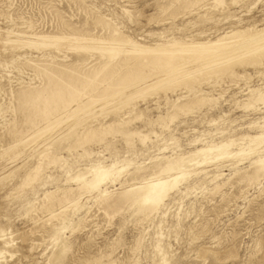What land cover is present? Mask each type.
<instances>
[{
  "label": "rangeland",
  "instance_id": "1",
  "mask_svg": "<svg viewBox=\"0 0 264 264\" xmlns=\"http://www.w3.org/2000/svg\"><path fill=\"white\" fill-rule=\"evenodd\" d=\"M71 1L0 0V61L11 63L13 54L17 52L12 50V44L5 43L7 41L5 40L7 39V30H13L12 34H17L16 37L29 36L28 38L31 37L30 35L33 32L38 31L65 32L74 34L77 37L85 35L105 37L106 29L102 24L96 22V15L105 16L108 22L113 26H117L129 38L138 39L140 43L148 46H153L156 43L171 44L180 39L189 41L195 37L203 41L207 38H215V34H222L232 28H247L255 25L260 28L264 24V0H239L236 3L225 0L226 4L224 6H215L214 0H203L200 5L201 8L202 5L204 6L202 9L194 6L176 10L173 7L166 11H163L162 7L169 5L172 0H80L82 3L78 0ZM230 2L231 4H229ZM68 25L72 27H68ZM20 31H26L27 34H19ZM59 49L61 54H58L56 50L53 53L59 56V62L68 65L81 62L82 60L77 61L80 57L85 59L86 62H90L91 65L93 63L99 64L107 59L98 50L92 49L88 52L82 49L74 50L68 47V43L61 44ZM25 50L32 52L29 48ZM41 51L46 52L49 49L41 48ZM33 54H39V52L33 50ZM123 55L122 52L116 55V60ZM242 60L235 61L232 65L234 64L236 67ZM18 66H20L19 69L15 66L8 67V69L0 67V77L2 74L4 75V78H0L2 80L1 84H3V88L1 87L0 90V234L3 233L2 230L6 231L3 233L5 236L0 237V246L3 245V237L10 238L9 240L12 241V252L6 253V259L3 263L49 264V255L56 248V242L52 239V234L55 233L58 226H54L53 222L60 223V221H50L52 223H48L50 226L47 224V227H41L40 223L48 218V213L42 210L33 212L31 206L35 202L38 203L37 206L43 204L44 194L47 191H54V189L56 191L58 188L64 189L69 186L77 187L75 182L66 184L65 171L76 170L82 165L86 166L85 164L89 163L90 159L81 156L84 151L82 148H80L81 150L71 151L68 149L73 134L64 130L69 123L57 128L58 131L54 132L47 142L52 138L55 140L43 148H38L33 156L27 153L25 156L21 154L18 158L13 157L10 149L12 140L6 135L5 129L10 122L18 117V114L13 110L14 106L17 107V103L12 98L10 88L13 86H15L13 89L18 88L19 85L16 84L17 80L15 79L17 77V79L22 78L29 82L32 80L31 83L34 86L43 84L45 81L43 76L37 77L29 66L22 64ZM21 67L23 71L20 70ZM238 68V73L248 72L252 75V78L236 79L234 76L230 75V77L227 74L197 73L194 76V84L190 85L193 88L185 85L184 82L186 81L173 84L167 88H158L134 99L133 103L124 107L121 112L120 110L112 112L106 110L107 112H105V110H102L103 105L97 104L96 114L88 118L86 122H110V120H115L116 116L130 112V119L135 118L134 123L132 122L131 125H126V127L123 126V128H127L126 131L130 129V131H135L138 127L143 134H149L150 139L144 144L139 141L138 135H132V140L128 144L126 137L116 132V135H108V139L112 143L110 147L112 151L96 143H90L86 148L88 150L91 148V151L94 150V152L101 151L100 154L107 157L108 160L113 159L115 157L113 154L117 153L120 156L119 159L125 158L127 162H131L129 165V172H131L135 170L138 164L144 161L147 164L151 162L150 160L153 157L184 152L192 149L195 145L202 146L201 143L206 140L220 141L223 138H237L244 134L258 133L261 128L259 124L257 126L256 124L253 125V122L263 120L264 103L258 104L256 108L244 109L241 102L248 96L249 93L247 92L250 88L264 86V66L250 65L249 68H246L247 70H243L241 67ZM9 77L13 79L12 86L9 85ZM62 81H65V79H62ZM204 93L209 96L211 94L210 97L213 98L217 97L213 100L215 103L206 101L200 104L201 107L198 105L197 110H194L195 112L181 114L174 123H170L168 129H163L162 126L153 121L159 114L172 110L174 103L181 101L183 98L182 101ZM115 101L110 102L109 106L113 105ZM100 107L101 109H99ZM136 115L142 117L136 118ZM86 122H83V124ZM148 122L150 125L147 124ZM154 131L158 136L154 135ZM204 133L206 135H203ZM135 136L138 138H134ZM165 141L168 144L163 146ZM40 152H50L51 156H62L67 163L62 160L61 164L59 162L55 165L54 163L48 164L46 160L47 163L44 165L46 170L44 169L39 176L41 179L37 178V181L35 180L32 185H22L27 172L38 164ZM77 162L80 163L76 164ZM238 168L242 171L251 170L250 158H245L241 163L233 158L214 161L197 168L193 171L190 180L188 179L187 182L182 183L166 199V205L162 206L150 218H145L144 221V215L141 213V215L133 212L127 213L131 212L127 204L121 203L119 206L114 205L105 208L103 203L102 206L101 202L97 201L96 192H93L91 196L85 194L82 200L84 208H87L73 211L75 216L72 215L70 218L74 217L73 219L77 220L79 214L78 216L85 217L88 220L84 219V223L82 222L80 226L76 225L73 229H68V232L65 231L64 236L68 244H72L70 245L72 250H69L68 256V258H71L67 259L65 263L55 264H67L68 261L71 264L76 261L75 264H82L88 258L87 261L90 264H107L109 263L108 259L114 261L113 264H153L156 255L155 246L158 240L163 242L165 248L168 249V264L170 262V264H264V179L257 180L255 174L251 173L253 170H251L249 172L250 176L247 175L248 179L245 177V179L240 180L237 174H234ZM129 172L125 171L126 174L124 173L120 180L125 181V177L128 178ZM218 173H224V176L222 175L220 176L221 179L213 181V174ZM49 175L50 177H48ZM217 182L225 184L215 189L214 185ZM227 182L229 183L227 184ZM110 187L113 190L120 191L121 184L117 183L116 185H110ZM56 193V198L62 197L61 191H56ZM56 198L53 200L56 204L58 203V206L60 201ZM35 216L36 218H34ZM124 220L125 222H123ZM120 223L122 224L120 225ZM141 226L144 228L142 229ZM162 231L165 233L163 234ZM119 233L122 235L119 236ZM160 234L161 237L156 238ZM140 235L142 236L140 250L134 249L136 240L139 237L141 238ZM113 240H116V242ZM113 245H116L115 247L118 249ZM105 249L107 250L105 251ZM104 251L105 253H103ZM71 252H73L72 255ZM137 255L139 256L136 257ZM98 256L103 258L99 263L96 262Z\"/></svg>",
  "mask_w": 264,
  "mask_h": 264
},
{
  "label": "bare ground",
  "instance_id": "2",
  "mask_svg": "<svg viewBox=\"0 0 264 264\" xmlns=\"http://www.w3.org/2000/svg\"><path fill=\"white\" fill-rule=\"evenodd\" d=\"M78 1L81 2L80 0ZM202 1L203 0H172L169 5L163 6L162 8L163 11H166L169 8L173 7L176 10L194 6L201 8L200 5ZM214 1L215 6H224L226 4L225 0ZM237 1L239 0H231L232 3H236ZM231 2L229 4H231ZM203 7L204 6L202 5V8ZM96 22L98 24H102L103 27L106 29L105 37L89 35L77 37L74 34H67L65 32L38 31L33 32L30 35L31 37L28 38L29 36L26 37L21 35H19L21 37H16L17 34H12L13 30H7V39H5L7 41L5 43H9V45L12 44V50L17 52H13V61H10L11 63L0 61V67H4L7 69L8 67L11 68L13 66L19 69V64L27 65L31 68V70L36 73L35 75H37V77L41 75L45 78L43 84L34 86L31 83V79V82H29L23 80L22 78L17 79V77L15 79L18 82H16V84L19 85L18 88L13 89L15 86L10 88L11 95L13 96L12 98L15 100V103H17V107H11L18 114V117L15 118L12 122H10L5 129L6 135H8L9 139L12 140V143L10 144V149L12 151L13 157L18 158L21 156V154L25 156L27 155V153L33 156L38 150V148H43L46 145L50 144L53 140H55L52 138V140L47 142V140L52 137L53 133L58 131L57 128L61 127L63 124L69 123L66 129L64 130L65 132H70L73 134V139H71V142H69L70 144L68 149L71 151L82 148L84 151L83 153H81V156L86 157L85 159H90V162L85 164L86 166L82 165L76 170L71 169L65 171V180L67 181H65L66 184H68L69 182H75L77 184V187L69 186L64 189L56 188V191H61L63 194H61L62 197L59 198L55 197V194L57 196L55 189L54 191H47L46 193L44 192V203L37 206L38 203L36 204L35 202V204L31 206L33 212H38V210H42L43 212L48 213V218H45V220L40 223L41 227H45L48 223H51L55 220L60 221V223L53 222L54 226L58 227L55 233L52 234V239H54V242H56V248L52 252V254L49 255V264L65 263L67 259L69 260V258H71H68V256L69 250H72L70 249V245L72 244H68L64 235L65 231H67L68 229H73L76 225L80 226L84 221L85 217L78 216L79 214L77 215V220L73 219L74 217L72 219L70 217L72 215L75 216V212L73 211H79L81 209L85 210V208H87H84V203L82 200L85 194H89L88 196H91L93 192H96L97 201H100L101 204L103 203L105 205V208H110L114 205L119 206L121 203L127 204L131 210V212L127 213L133 212L137 215L138 213H141L144 215V221L145 218H150L154 213L158 212L162 208V206L166 205V199L176 189H178L182 183L187 182V180L192 176L194 170L204 165H207L208 163H213L214 161H222L231 158L237 159V162L241 163L245 158H250V166L251 170H253V172L251 173L255 174L257 180H261V178L264 179V118L262 121L253 122V125L256 124L257 126V124H259V127L261 128V131H259V129V132L256 134L249 133L237 138H223L220 141H215L213 139L206 140L201 143L202 146L195 145V147H193L192 149L186 150L184 152L170 155L163 154L161 156L153 157L150 160L151 162L147 164L144 163V161L143 163L138 164L135 170L131 172H129V165L131 162H127L125 158L119 159L120 156H118L116 152V154H113L115 155V159L113 158L111 160H108L107 157L100 154L101 151H91L90 147V150L87 149V146L90 145V143H96L101 144L105 147V149L111 150L110 147L112 143L108 139V135L115 134L116 132H119L123 136H125L126 142L128 144H130V141L132 140V135H138L140 139L139 141L145 144L146 141L150 139L149 134H143L142 130L140 128L139 130L138 127L135 131H130L131 129L129 131H126L125 129L127 128H123V126L126 127V125L129 126L130 123H134L133 120L135 118L130 119V112H125L121 115L116 116L115 120L111 121L109 119L110 122H86L88 121V118L96 114L95 108L97 104H99L100 106L103 105L102 110H105V112H112L116 110H120L121 112L124 107L131 105L134 99L146 95L149 92L154 91L158 88H167L173 84H179L184 81H186L184 83H186L185 85L187 86L194 84V76L197 73H219V75L227 74L229 76H234L236 79H251L252 75L248 72L244 71V73L242 74L238 73V67H241L243 68V70H245L246 68H249L250 65L264 66V24L260 28L257 25L247 28H232L231 30H228L222 34H215V38H207L203 41L196 39L195 37L189 41L180 39L175 40L171 44L156 43L153 46H148L140 43L138 39L133 40L129 38V36L124 34L117 26H113V24L108 22V19L105 16L96 15ZM68 27L72 26L68 25ZM19 34L26 35L27 32L20 31ZM63 43H68V47L74 50L82 49L85 52H88L92 49L96 51L98 50L103 53L107 59L105 61L100 62L99 64L93 63L92 65L90 62H86V60L82 57L77 59V61L82 60L81 62H74L70 65L59 62V56L54 54L53 52L54 50H56L58 54H61L59 46ZM27 48H29L32 52L26 51L25 49ZM41 48L49 49V51H41ZM33 50L38 51L39 54L34 55ZM121 52L124 53V55L121 56L120 59L116 60V55L120 54ZM241 59L243 60L238 63V66L235 67V65L233 64L234 67H232L233 62L239 61ZM20 70L23 71L22 67ZM0 78H4V75L2 74ZM62 79H65V81H62ZM8 80L10 84H7L11 85V83L13 82L12 77H9ZM1 83L2 80H0V90L3 88V84ZM3 83L5 84V82ZM190 88L193 87L190 86ZM10 91L8 92L10 93ZM247 93L246 94L248 96L244 98L241 102V106L244 109L256 108L258 104L264 103V86L258 88H250ZM210 96L204 93L182 101L184 99L183 98L181 101L174 103V105L172 106V110H167V112L164 111L166 113L159 114L158 117H155L156 119L153 121H155L158 125L162 126L163 129H168L170 123H174V121H176L181 114H190L191 112H195L194 110H197L196 107L198 105L200 106L201 103L206 101L212 102L217 98H213ZM114 99H116L117 101H115ZM112 100L115 102L113 105L109 106ZM99 109H101V107ZM139 115H136V118L142 117ZM83 122L86 123L83 124ZM147 124H149V122ZM143 126L145 125L143 124ZM150 128L152 129V127ZM161 131L163 132L162 129ZM149 132L152 131L149 130ZM155 134L158 136V134L154 131V135ZM203 135H206V133H204ZM138 137L135 136L134 138ZM166 142L167 141L163 143V146H166V144H168ZM49 153L40 152L38 157V164L34 166L33 169H30L28 172L26 171L27 174L22 185H32L37 178H40L39 176L42 174L41 172H43L46 167H44V165H46L47 163L46 160L48 161V164L54 163L56 165L59 162L61 164L62 160L67 163V161L62 156H51ZM79 163L80 162H77L76 164ZM251 170L248 171L247 169L242 171V169L238 168L236 170V173L234 174H237L240 180H243L245 179V177L247 178V175H249V172ZM125 171L129 172V176L128 178L125 177V181H121V176L125 173ZM223 174L224 173H218L215 175L213 174L212 180L216 181L218 179H221L222 177L220 176H222ZM48 177H50V175ZM229 182H227V184ZM117 183L121 184L120 191L113 190L110 187V185H116ZM222 184L225 183L217 182L216 185H214L215 189L220 188ZM182 197L184 198V196ZM55 198L60 201L58 206V203L56 204L53 200ZM36 216L34 218H36ZM123 222H125V220ZM122 223H120V225ZM143 228L144 227H142V229ZM1 232L5 233L6 231L4 232V230H2ZM3 233L0 234V237L5 236ZM139 234L141 233L139 232ZM120 235L122 234L119 233V236ZM159 236L161 237V234L158 235L156 238H159ZM3 238V245L2 247L0 246V264H6L3 263L6 259V253L12 252L13 248L12 241L9 240L10 238ZM113 241L116 242V240ZM113 241H111V243L115 244V242ZM141 245L142 236L141 238L139 237L136 240V243L134 244V249H139ZM115 246L113 245V247ZM155 247L156 255L153 254L155 255V259L153 261L154 263H152L168 264V249L165 248V244L163 245V242L158 240ZM106 250L107 249H105V251ZM105 251L103 253H105ZM73 252H71V255L73 254ZM97 252L99 253V251ZM110 255L112 256V254ZM102 256H98L96 262L99 263L103 259ZM138 256L139 255H137L136 257ZM87 260H89V258ZM87 260L82 264H90ZM108 261L109 263L107 264L114 263V261H110L109 259ZM68 263L70 262L68 261ZM75 263H77V261Z\"/></svg>",
  "mask_w": 264,
  "mask_h": 264
}]
</instances>
